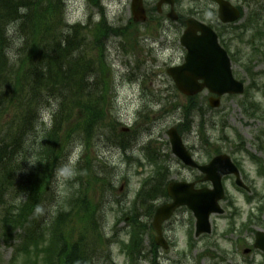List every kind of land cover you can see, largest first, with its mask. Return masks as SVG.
Segmentation results:
<instances>
[{
    "label": "rangeland",
    "instance_id": "obj_1",
    "mask_svg": "<svg viewBox=\"0 0 264 264\" xmlns=\"http://www.w3.org/2000/svg\"><path fill=\"white\" fill-rule=\"evenodd\" d=\"M231 1L241 5L245 13L244 18L230 28L231 31L235 29L236 34L240 35L236 37L234 31H228L231 32L229 39L231 50L237 58L233 60V71L238 79L246 82L247 86H251V76H255L261 91L251 89L247 96H225L219 108H208L206 96L204 94L198 96V102L204 103L206 109L203 116L205 124L203 139L207 142L201 141L198 136L197 125L191 129L190 133H185L183 139L200 163L209 161L217 150L228 153L232 157L241 158V163L250 180L254 182L257 192L264 195V178L259 175L258 165L250 159L249 155L250 152L261 158L264 156V150H259V147L264 145V135H262L264 119L246 116L240 105L243 100L253 96L264 109V11H261L262 17L259 18L255 16L254 10L257 6L264 5V0ZM65 2L68 23L86 22L89 18L97 22L100 19V14H97L98 8L93 7L89 0H65ZM157 2L158 0H145V6L150 9L156 6ZM102 4L111 25L123 28L130 25L132 0H102ZM175 8L184 17L194 16L200 19V16H204L205 22L216 24L218 7L214 0H177ZM169 10L170 7L164 5L158 22L152 21L148 23L149 25L145 23L138 25L137 29H131L135 36H139L138 43L131 50L129 44L126 46L127 50L122 46L125 38L113 36L109 39L106 51L112 64L109 77L112 102H110L111 118L108 121L115 119L119 124L116 129L114 128L115 134L112 131L114 129L111 130L105 125L91 140L89 155L94 160L93 173L80 174L78 168L81 162L75 168L78 157L86 158V155H83V148L79 146V141L67 149L68 152L70 151V157L63 160L66 166L53 178L49 196L43 204V207L47 209L60 204L71 206L79 187L86 188L87 184L92 187L95 183L102 186L103 191L99 194L95 187L94 192L89 191L91 201L103 200L101 208L104 209V214L98 212L96 218L100 235L96 236L90 231L81 235L84 238L83 251L87 254L88 264H128V259L126 255H123L121 248V241L127 240L128 224L123 219L118 221L116 211L120 209L128 211L133 206L136 192L143 179L152 174L154 168L147 162V152L166 159L170 167L158 178L150 181L147 190L153 186L156 187L159 181H167V184L170 181H183L193 178L198 172L186 167L173 155L167 134L170 128L181 123L185 106L190 104L187 97L176 89L173 80L167 74V68L178 63L185 54V49L180 44L184 28L166 17ZM250 12L256 17V21L247 29L245 24H248L247 17ZM86 38L88 42L91 40L89 35H86ZM88 50H91V46ZM96 54L97 51L92 50V55L96 56ZM42 118L49 125V115L44 113ZM122 132L128 133L125 137L130 139L131 147L126 151L118 146V140L123 137ZM240 140L245 141L242 152L237 151L241 144ZM127 156H133V160H129ZM135 158L144 165H140ZM82 162L84 163L85 160ZM85 170L88 171V168ZM79 174L84 177L85 182L78 178ZM95 180L97 181L92 183ZM70 182L74 188L70 186ZM227 188L231 195L240 200L246 210L241 215L242 220H246L247 211L251 206L256 209V213H259L257 210L259 202L254 200L248 206L243 202L241 194L235 192L230 186ZM155 193L157 192L153 191L151 197H148L147 191L144 196L151 200ZM159 197L158 205L169 202L168 198ZM143 200L142 197L139 199V204H136V210L142 216L137 224H145L143 219L147 212L142 204ZM1 213L2 211H0V217ZM122 213L123 216L128 214L123 211ZM230 213L231 210L226 207L223 216H215V220L212 218V234L196 241L193 254L190 257H184L187 230H194L195 218L189 209L181 210L177 218L167 223L165 227L166 236L171 239L173 247L168 251H163L161 248L159 258L157 256L158 261L161 264H193L197 259L199 264H209L213 261L212 257H209L211 253L218 259L231 257L234 249L232 241L242 237L246 228L241 233L229 232ZM261 219L264 220V218ZM74 224L77 227L75 238L80 240V233L85 222L76 218ZM236 226L237 230H241L242 224ZM2 227L0 224V264H11L15 245L18 244L17 234L13 235L16 240L10 242L9 238L4 237ZM262 228L263 226L257 224L252 226L253 230ZM153 232L149 230L144 234L143 248L145 250L140 264H149L152 254L158 251V248L152 245ZM243 244L242 239L241 245ZM202 254L209 256L200 259ZM243 258L242 253L239 252L235 255V262L244 264ZM255 258L257 261L260 259L259 256Z\"/></svg>",
    "mask_w": 264,
    "mask_h": 264
},
{
    "label": "trees",
    "instance_id": "obj_2",
    "mask_svg": "<svg viewBox=\"0 0 264 264\" xmlns=\"http://www.w3.org/2000/svg\"><path fill=\"white\" fill-rule=\"evenodd\" d=\"M65 3L0 0V224L5 236L22 231L18 235L24 238L18 249L24 256L21 264H88L81 235L89 232V223L97 224V206L87 196L89 188L76 190L71 210L73 205L47 209L43 204L53 178L66 166L63 160L70 157L67 149L78 141L86 155L79 157L78 171L93 173L91 140L105 125L112 130L119 124L115 119L108 121L112 102V64L106 51L109 39L125 38L122 46L127 50L129 44L131 50L139 38L131 32L138 26L132 20L124 28L109 23L102 0H89L98 8L97 22L89 18L68 23ZM259 10L255 16L261 18L264 6ZM255 16L250 13L247 29L256 21ZM153 18L150 15V20ZM9 28L14 30L11 36ZM92 50L97 51L96 56ZM44 113L49 115V125L42 118ZM190 114L186 113L178 125L179 132L190 130ZM121 135L119 145L126 150L130 139L125 137L127 133ZM147 158L156 166L155 173L168 170L157 156L148 154ZM80 174L78 178L84 180ZM162 182L147 190L148 197L153 191L157 192L154 196L163 192ZM75 218L85 222L80 240L75 238Z\"/></svg>",
    "mask_w": 264,
    "mask_h": 264
},
{
    "label": "water",
    "instance_id": "obj_3",
    "mask_svg": "<svg viewBox=\"0 0 264 264\" xmlns=\"http://www.w3.org/2000/svg\"><path fill=\"white\" fill-rule=\"evenodd\" d=\"M216 1L219 5V17L222 22L230 23L240 18V10L231 5L230 2L226 0ZM163 2L173 3L172 0H161L159 5ZM132 12L135 20L146 19L143 0H132ZM169 17L176 19L173 10ZM187 23L188 29L181 38L182 45L188 50L186 62L181 66L168 69V73L172 76L177 88L188 95H194L204 87H208L212 92L219 95L243 93L244 85L234 79L231 61L220 47L214 31L209 26L194 19L188 20ZM197 30L202 31L199 38L196 37ZM199 79H203L204 83H199ZM218 103L219 100H212L213 106L218 105ZM168 134L173 153L185 164L197 166L177 129L171 128ZM199 168L207 174L206 179L213 182L214 188L212 190H196L193 184L170 183L168 191L174 202L160 207L154 217L153 226L159 235H161L162 223L169 219L174 210L181 205H187L197 217V234L211 232L210 214L223 211L218 205V201L224 196L221 179L227 174H238V170L227 155L218 156L210 164ZM157 241L162 244L161 237H158Z\"/></svg>",
    "mask_w": 264,
    "mask_h": 264
},
{
    "label": "flooded vegetation",
    "instance_id": "obj_4",
    "mask_svg": "<svg viewBox=\"0 0 264 264\" xmlns=\"http://www.w3.org/2000/svg\"><path fill=\"white\" fill-rule=\"evenodd\" d=\"M205 94L208 97L211 96V93L208 91ZM242 148L243 147L240 146L237 149V151H241ZM259 150L261 151L264 150V145H261L259 147ZM220 152L222 151L214 152V156L218 155V153ZM263 159H264V156H263ZM232 160L239 168L240 181L238 180V177H236L235 175H228L223 178L226 195H225V198L221 201V206L224 208L225 211H226V207H228L231 210L230 217H229V224H260V226H263L264 228V220L261 219V218H264V195L262 196L261 194H258L257 192H255L254 182L250 180L249 175L246 173L243 167V164L241 163V158H238L237 156H233ZM209 161L204 162V163L199 162V164H207ZM192 169L197 170L198 172L194 175L193 178H190L184 181L193 182L196 188H210L212 186L211 182L204 180L205 178L204 173H201L197 168H192ZM237 183L239 185H237ZM227 186H230L235 192L241 194L243 202H245V204L248 206L251 205V202L249 198L246 196V194H252L253 196L252 201L256 200V201H259V203L261 204L259 205L261 206V209H262L260 212V216L258 217L253 216L254 221L242 220L241 215L245 213L246 210L241 204L240 200L235 198L234 195L230 194V191L228 190ZM185 208L186 207L179 208L176 211V215H174L173 218L176 219L178 216V213ZM215 219H216L215 216H213V220ZM167 223H169V221L164 224L163 228L166 227ZM262 231H264V229ZM245 233H246L245 240L249 239V241L247 242V245L242 248L236 247V251H241V249H243L242 250L243 251L242 254L244 257L243 263L244 264H264V250H259L254 247L256 232L253 233V236L250 235L249 230H246ZM154 255L155 253H153V256ZM234 255L235 253H232L231 256H234ZM256 256H259L260 258L258 261L255 258ZM231 258L232 259L229 260L228 257H225L224 259H221L222 263H218V264H239L237 261L235 262L236 260L235 257H231ZM152 264H157V261L155 258L152 259Z\"/></svg>",
    "mask_w": 264,
    "mask_h": 264
},
{
    "label": "clouds",
    "instance_id": "obj_5",
    "mask_svg": "<svg viewBox=\"0 0 264 264\" xmlns=\"http://www.w3.org/2000/svg\"><path fill=\"white\" fill-rule=\"evenodd\" d=\"M13 31H14V30H13L12 28H9V29H8V34L11 36L12 33H13ZM15 46H16V47H19V46H20V45H19V42H15Z\"/></svg>",
    "mask_w": 264,
    "mask_h": 264
}]
</instances>
